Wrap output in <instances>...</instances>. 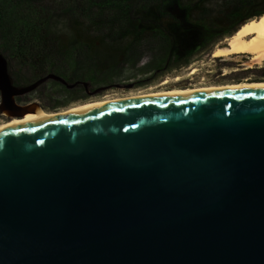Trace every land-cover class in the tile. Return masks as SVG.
I'll list each match as a JSON object with an SVG mask.
<instances>
[{"label":"water","instance_id":"1","mask_svg":"<svg viewBox=\"0 0 264 264\" xmlns=\"http://www.w3.org/2000/svg\"><path fill=\"white\" fill-rule=\"evenodd\" d=\"M50 79L68 86L49 74L16 87L0 53L1 114L45 112L16 98ZM0 264H264V88L1 130Z\"/></svg>","mask_w":264,"mask_h":264},{"label":"trees","instance_id":"2","mask_svg":"<svg viewBox=\"0 0 264 264\" xmlns=\"http://www.w3.org/2000/svg\"><path fill=\"white\" fill-rule=\"evenodd\" d=\"M262 17L264 0H0V53L18 88L49 74L68 84L50 79L25 101L46 84L62 106H83L101 102L89 93L139 87L214 57Z\"/></svg>","mask_w":264,"mask_h":264},{"label":"rangeland","instance_id":"3","mask_svg":"<svg viewBox=\"0 0 264 264\" xmlns=\"http://www.w3.org/2000/svg\"><path fill=\"white\" fill-rule=\"evenodd\" d=\"M228 40H225L222 44L228 46ZM245 63L253 65V63L258 62L255 60V58H252L251 55L237 54L228 57L214 58L213 53L204 54L203 56L199 57L198 61H196L193 65L187 67L185 70H182L179 73H161L148 82L141 84L139 87H135L133 85L131 88L109 90L102 94L97 93V95L89 93V97H93L91 102H104L113 99L134 97L133 94H152L155 92L159 93L162 91L165 92L175 89H195L200 87L237 84L241 85L242 83H251L250 81L243 80V76L241 80L232 81V78H234L235 75L243 73L242 69L244 66H246ZM261 64H264V60L258 65ZM258 65H253V67H259ZM177 77H179V79H176ZM57 100H60V98L54 94H51L49 85L45 84L39 88L34 97L31 96L29 98L28 103H39L43 108L46 109L45 112L47 113H60L67 111L70 108L82 105V103H78L64 107L62 106L63 104L59 103ZM56 108L58 110L55 111ZM4 117L0 118V125L12 121H7Z\"/></svg>","mask_w":264,"mask_h":264},{"label":"bare ground","instance_id":"4","mask_svg":"<svg viewBox=\"0 0 264 264\" xmlns=\"http://www.w3.org/2000/svg\"><path fill=\"white\" fill-rule=\"evenodd\" d=\"M251 55L252 58L260 63L264 60V17L259 20H254L247 23L234 37L229 40L228 47L223 49H218L214 53V57H228L231 55ZM254 60V59H253ZM245 88H264V83H254V84H241V85H221V86H211V87H200L196 89H175L171 91L152 93V94H141L134 97L124 98V99H113L109 101H101L97 103L87 104L83 106H78L72 109H69L60 113H47L42 112L38 108H35V112L26 115L23 119L10 120L11 122L0 125V131L8 127L24 124L32 119H35L39 116H56L62 114H69L73 112L87 111L90 109L98 108L103 105L113 104L119 101L141 99L148 97H163V96H177L185 95L191 93H200V92H209V91H218L226 89H245ZM18 120V121H17ZM17 121V122H15ZM15 122V123H14Z\"/></svg>","mask_w":264,"mask_h":264},{"label":"flooded vegetation","instance_id":"5","mask_svg":"<svg viewBox=\"0 0 264 264\" xmlns=\"http://www.w3.org/2000/svg\"><path fill=\"white\" fill-rule=\"evenodd\" d=\"M258 64L259 63H253V65H258ZM245 65L246 66H244L242 69L243 73L239 74V75H235V77L232 78V81L241 80V78L243 76V80L250 81L251 83H242V84L264 83V64L258 65L259 67H253V65H249L247 63H245ZM237 85H239V84H237ZM16 102H17V104H19L21 106H26V105L30 104L24 100V95L17 97ZM4 118L7 121L14 120V119H18V120L22 119V118H18V117H7V116H5Z\"/></svg>","mask_w":264,"mask_h":264}]
</instances>
